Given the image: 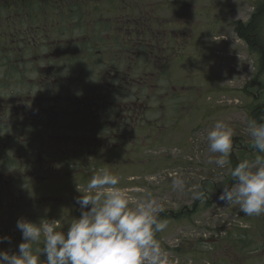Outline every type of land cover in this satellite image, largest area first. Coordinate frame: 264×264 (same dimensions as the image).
<instances>
[{"label":"rangeland","instance_id":"1","mask_svg":"<svg viewBox=\"0 0 264 264\" xmlns=\"http://www.w3.org/2000/svg\"><path fill=\"white\" fill-rule=\"evenodd\" d=\"M89 1L85 8H90L91 15L80 11L76 22L69 17L72 12L61 8L66 14L65 25L74 31H69L66 38L75 35L92 43V49L86 50L85 44L83 51L74 52L81 59L79 63L71 65L59 58L48 62V56L30 55L32 63L22 69L29 79L21 77L19 82L15 81V73L6 70L13 62L18 66V61H1L0 80L4 73L15 78L8 79L0 92L14 91L17 103L20 99L27 101L31 95L34 104H54L53 98L43 100L31 83L41 77L39 86L46 84L45 77L52 68L62 73L54 79L61 82L64 78L61 88L74 97L82 91L98 95L94 91L106 84L111 117L102 115L96 120L106 131L116 115L109 136L114 130L118 140L110 136V147L106 136L82 140L87 146L101 145L98 151L93 148L95 153L86 149L80 155L62 141L57 146L58 134L53 131L50 135L34 133L32 140H19L17 163H29L32 172L26 179L20 176L16 192L0 199V236L9 238L0 243V251L18 250L22 234L16 225L20 218L35 223L57 220L59 230L66 232L72 219L81 215L76 198L88 191L91 175L107 167L119 176L118 186L128 191L133 202L152 193L163 206L160 218L167 221L168 227L157 238L170 264H264V214L247 216L238 206L225 207L219 201L224 186L234 183L228 169L260 154L244 128L255 106L264 104V56L251 49L235 28L256 21L264 45V14L256 15L262 0ZM3 14L0 27L7 25L2 21ZM18 16L13 15L11 24L19 21ZM33 16L42 18L48 26L61 18L52 11H33ZM118 72L126 76L127 82L116 91L109 77ZM68 73L73 76L67 77ZM132 105L137 106V115L127 120ZM220 120L229 123L236 133L230 165L223 171L208 163L214 154L206 141L207 131ZM117 126L122 132L115 130ZM23 145L33 147L32 154L30 149L21 150ZM51 145L54 150L49 149ZM50 154L58 162L49 158L48 167L41 169L47 163L45 156ZM47 168L54 171L42 180L39 171ZM175 176L183 178V191L173 188ZM29 180L33 183L28 184ZM195 192H202L203 197L196 199ZM42 246V240L33 245ZM41 260H46L45 254Z\"/></svg>","mask_w":264,"mask_h":264},{"label":"clouds","instance_id":"2","mask_svg":"<svg viewBox=\"0 0 264 264\" xmlns=\"http://www.w3.org/2000/svg\"><path fill=\"white\" fill-rule=\"evenodd\" d=\"M244 131L258 155L229 168L234 183L225 185L219 201L225 207L238 206L244 215L264 214V117L249 118ZM235 129L222 120L207 131L206 141L211 156L208 163L220 170L230 165ZM120 178L107 167L97 169L87 183L88 191L76 198L81 208L79 218H73L67 231L59 230L57 220L42 219L39 223L20 218L17 229L22 242L16 252L0 251V264H170L158 233L167 229L160 218L163 206L147 193L133 202ZM175 190L183 191L181 176L172 178ZM196 199L202 192L193 193ZM90 206V207H89ZM0 236V243L8 241ZM41 247H33L39 242ZM46 260H41V255Z\"/></svg>","mask_w":264,"mask_h":264},{"label":"flooded vegetation","instance_id":"3","mask_svg":"<svg viewBox=\"0 0 264 264\" xmlns=\"http://www.w3.org/2000/svg\"><path fill=\"white\" fill-rule=\"evenodd\" d=\"M52 1V0H48ZM56 1V0H55ZM67 0H59L60 7H20L23 8V11L27 12V15H29L30 21L35 23V26H45L47 25V22L45 20H40L38 17L33 16V11H37L38 14H42L47 11H52L54 15L60 16V19H57L56 23H63L66 22V14H62L63 9H68L70 12L71 7H68L70 5L69 3H66ZM84 2H80L79 4L81 6L84 5V7H79L83 11H86L87 14L91 15L89 12H91L90 8H85L86 5H88L89 0H83ZM27 8V9H25ZM42 8V13H40L37 9ZM19 9V8H18ZM32 9V11L30 10ZM75 9V8H73ZM80 10L72 12V14L69 15L73 16L74 21L76 22V15H79ZM17 16V14H15ZM57 18V17H56ZM54 24V23H53ZM50 26V25H49ZM77 34V33H76ZM127 37V36H126ZM32 40V36L30 37ZM79 39H82L81 37H76L75 41H78ZM130 40V36L128 38V41ZM47 41V40H43ZM48 42V41H47ZM145 44V43H143ZM143 45L139 46V51H141V47ZM127 55L129 53L123 52ZM41 56L42 58L45 56H51L55 57L56 59L59 58L60 54H49L46 52H33V55ZM143 54V53H142ZM136 55L139 57L140 52L136 53ZM65 54L62 58H64ZM76 56V55H73ZM7 70V69H6ZM37 70H40V67H37ZM51 72H47L48 75L46 78V84L40 85L41 77L39 84H37V87L33 88L36 90L35 92L40 94L41 98L43 100L48 101L50 98H53L56 103L50 104L48 102V106H42L40 103L36 102L34 104L33 100H30L32 97L29 95V99L27 101L20 99V101L17 103V94L14 91L3 93L0 92V199L7 197L8 195H11L12 192H16L14 190L15 185H19L21 183L20 176L24 179L29 177L30 173L32 172L31 165L23 164V163H17L16 156H17V143L19 140H32L34 137V133L36 135H43L46 133L47 135H50V132L53 131L58 134L57 136V146L62 143L69 148H73L76 155L82 154V150L88 149V151H92L93 148H95V151L99 150V147L101 144L96 145L92 144L90 146H87L86 143H82V140H96L98 138H101L100 136H106L107 139V145L109 146V138L111 136L116 137L118 140V135H114V132H111V135L109 136V129L103 130L100 125L97 123V118L102 115H110L111 104L109 101L106 100V84H104L102 87L103 89H97L94 92H99L98 95L91 93V91H86L88 93L80 94L79 96H71L69 90H61V83L62 80L53 79L55 75H57V69L52 68L48 69ZM128 75V74H126ZM52 79H51V78ZM161 77V72L159 73V78ZM110 82L116 81L118 78H122V82L119 86V84H113V87H122V83L127 82L126 76L121 74V72H118L115 74L114 77H109ZM52 81V82H51ZM37 88V89H36ZM117 91V90H116ZM43 92V94H42ZM56 93V94H55ZM52 94H55L52 95ZM67 97V99H63ZM104 98V99H103ZM103 99V100H99ZM30 100V103H26ZM138 100V99H137ZM135 102V101H133ZM7 103V104H6ZM133 107H137L132 105ZM131 106V107H132ZM129 108V110L131 109ZM50 110L52 111V114L50 115ZM137 113V110L134 112ZM127 120H132L135 117L130 115V111L128 113V116L125 117ZM2 120V121H1ZM123 123V121H122ZM113 125V124H110ZM116 129L118 132L120 131V128L117 126ZM28 135V138H27ZM65 139V141L63 140ZM110 147V146H109ZM55 147L51 145L49 148L50 150H54ZM30 149V154H32L33 147L24 146L21 148V150H25L28 152ZM64 149V148H62ZM116 149V148H111ZM94 151V150H93ZM94 151V153H95ZM2 158L5 160L2 164ZM46 158V164L45 167L42 166L41 169H44L48 167V162H50L49 158H57L54 156V154H50L48 156H45ZM53 161H57V160ZM58 162V161H57ZM76 166V164H75ZM75 166H72V168H76ZM29 169V171H28ZM48 170V171H47ZM47 170H40L39 174H42L40 178L42 180H46L44 177L50 176L49 171H54L51 168H47ZM20 173V174H19ZM61 177H65L64 175H61ZM74 177H76V172ZM33 183L32 180H29ZM41 183H45L46 181H37ZM35 183V182H34ZM16 196V195H15ZM14 196V197H15ZM264 252V249H263ZM254 256V254H253Z\"/></svg>","mask_w":264,"mask_h":264},{"label":"trees","instance_id":"4","mask_svg":"<svg viewBox=\"0 0 264 264\" xmlns=\"http://www.w3.org/2000/svg\"><path fill=\"white\" fill-rule=\"evenodd\" d=\"M62 1V0H61ZM84 2L83 0H67L66 3H69L68 7H71L70 10L74 13V11H83L79 7H84L81 6L79 3ZM60 2L59 0H0V19L2 18L3 13L5 12V16L2 21L6 22L7 25L0 27V64L1 61L3 63H8L10 60L13 61H18L19 65L17 66L14 62L13 65H9L8 67V72L9 73H15L18 77L15 79V81L21 82L23 79H29L26 78L25 73L22 71L23 68H26L29 63H32L30 60V55H32L33 52H46L49 54H60L59 59L60 60H65L71 65L73 64H78L81 59L77 56H73L74 52L79 53V51H83V45L86 44L87 49L90 50L93 47H91V42L88 41L87 39H79L78 41H75L76 36L73 35V29L65 24H59V23H54L51 24L50 26L45 25V26H35V23L30 21V18H28L27 14H23L24 9L20 7H60L59 6ZM61 5V4H60ZM260 7H257V17L260 15L264 14V0L259 2ZM19 8V9H18ZM75 8V9H73ZM40 13H42V8L37 9ZM23 11V12H22ZM27 13V12H26ZM20 15L19 21L16 22L15 24H11V21L13 18V15ZM60 17V16H58ZM256 17V16H255ZM40 20H43L42 18H38ZM256 21L250 20L247 24H238L237 27L235 28V31L237 34L246 40L247 43H249V47L253 50H258L260 51L261 57L264 56V45L260 40V26L255 23ZM97 27H93V33H96ZM69 31H73L72 38H66L67 35L69 34ZM88 33L86 32L85 35ZM256 34V37L253 35ZM32 36V40L31 37ZM95 42H98V38L95 37ZM94 39L92 41H94ZM47 40V41H43ZM105 42V41H104ZM9 45L10 47H8ZM79 50V51H78ZM141 53H143L141 51ZM65 54L64 58L63 55ZM72 55L71 58L69 56ZM25 63H22V60H25ZM56 58L48 56V62H54ZM126 60H123V63ZM47 63V62H45ZM264 63V61H263ZM59 64L57 63V66ZM75 68V67H72ZM37 70V67H35ZM3 74L4 78L0 80V90H3L2 87L8 85V79L10 78H15L13 75L10 76V74ZM57 75H62V73L57 72ZM129 75V74H128ZM72 74L67 75V77H72ZM138 76V75H137ZM23 79H20V78ZM51 78V77H50ZM52 79V78H51ZM54 79V78H53ZM57 79V78H56ZM63 79V78H62ZM40 77L37 79H33L31 81L34 82L33 85L34 87H39L37 84H39ZM122 78H118L115 83L113 84H121ZM125 83V82H124ZM62 84V83H61ZM123 84V83H122ZM36 88V89H37ZM114 88V87H113ZM117 88V87H116ZM61 90H66L63 88H60ZM121 87L117 88V91H119ZM88 93L86 91H82L78 93V96L80 94ZM43 94V92H42ZM144 108V107H143ZM137 107H131L130 115L135 117L137 113H134L136 111ZM253 117L252 119H256L257 121H260V118L264 116V104H258L255 106L253 110ZM111 117V114L109 115V118ZM116 115H113L112 121H109V124H113V121L115 119ZM110 129V125H109ZM117 131V129H115ZM111 132H114L112 130ZM56 160V159H55Z\"/></svg>","mask_w":264,"mask_h":264}]
</instances>
